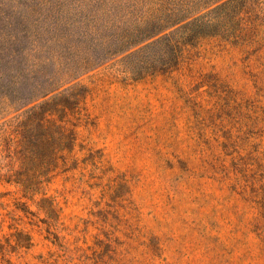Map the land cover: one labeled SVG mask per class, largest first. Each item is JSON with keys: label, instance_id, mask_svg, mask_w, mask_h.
I'll list each match as a JSON object with an SVG mask.
<instances>
[{"label": "rangeland", "instance_id": "1", "mask_svg": "<svg viewBox=\"0 0 264 264\" xmlns=\"http://www.w3.org/2000/svg\"><path fill=\"white\" fill-rule=\"evenodd\" d=\"M38 1L0 0V31ZM121 71L63 87L79 140L40 192L0 182V264H264V57L214 37L171 73Z\"/></svg>", "mask_w": 264, "mask_h": 264}, {"label": "trees", "instance_id": "2", "mask_svg": "<svg viewBox=\"0 0 264 264\" xmlns=\"http://www.w3.org/2000/svg\"><path fill=\"white\" fill-rule=\"evenodd\" d=\"M38 5L47 13H20L13 21L5 16L12 30L0 31V121L14 113L0 123V157L6 162L0 171L7 169L0 182L26 194L40 192L78 143L83 90L63 87L82 73L110 62L134 80L171 73L189 48L214 37L264 57V0H39ZM253 202L262 209L255 228L264 241V198Z\"/></svg>", "mask_w": 264, "mask_h": 264}]
</instances>
